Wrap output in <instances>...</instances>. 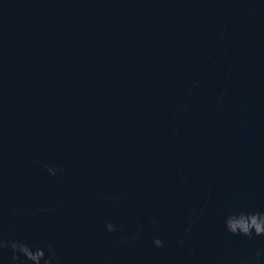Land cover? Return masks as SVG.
Masks as SVG:
<instances>
[{"label":"water","instance_id":"obj_1","mask_svg":"<svg viewBox=\"0 0 264 264\" xmlns=\"http://www.w3.org/2000/svg\"><path fill=\"white\" fill-rule=\"evenodd\" d=\"M262 218L264 0H0V264H264Z\"/></svg>","mask_w":264,"mask_h":264},{"label":"clouds","instance_id":"obj_2","mask_svg":"<svg viewBox=\"0 0 264 264\" xmlns=\"http://www.w3.org/2000/svg\"><path fill=\"white\" fill-rule=\"evenodd\" d=\"M55 167H56L55 165H47L46 166V170L50 174H52L54 172V170H55ZM262 219H264V218H262ZM241 227H242V229L244 228L243 225H241ZM104 228L106 230H108V231H112L113 230V224H112V222L111 221H106L105 224H104ZM226 230H228V231H230V232H232V233L235 234V226L231 222V220H229V222L226 223ZM245 231H246V229H245ZM256 233H258V234L259 233H264V225H262L260 223H257L256 224ZM152 243L154 245L159 246L161 244V241H160V239L158 237H153Z\"/></svg>","mask_w":264,"mask_h":264}]
</instances>
